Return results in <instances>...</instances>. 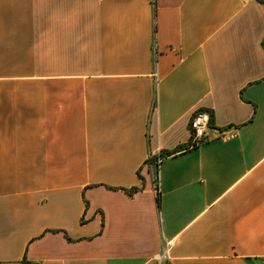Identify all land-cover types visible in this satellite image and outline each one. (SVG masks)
Masks as SVG:
<instances>
[{
    "label": "crops",
    "instance_id": "obj_1",
    "mask_svg": "<svg viewBox=\"0 0 264 264\" xmlns=\"http://www.w3.org/2000/svg\"><path fill=\"white\" fill-rule=\"evenodd\" d=\"M0 264H264V0H0Z\"/></svg>",
    "mask_w": 264,
    "mask_h": 264
},
{
    "label": "built area",
    "instance_id": "obj_2",
    "mask_svg": "<svg viewBox=\"0 0 264 264\" xmlns=\"http://www.w3.org/2000/svg\"><path fill=\"white\" fill-rule=\"evenodd\" d=\"M190 129L192 133L190 147H198L206 142L210 141L212 137V131L215 129L212 127L211 113L207 110L199 109L193 113L190 121ZM219 134H224L223 132ZM163 155L158 157H150L147 163L154 164L157 167L161 165L164 160Z\"/></svg>",
    "mask_w": 264,
    "mask_h": 264
}]
</instances>
